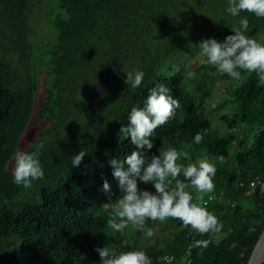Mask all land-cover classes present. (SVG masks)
<instances>
[{
	"label": "trees",
	"instance_id": "trees-1",
	"mask_svg": "<svg viewBox=\"0 0 264 264\" xmlns=\"http://www.w3.org/2000/svg\"><path fill=\"white\" fill-rule=\"evenodd\" d=\"M55 1L65 15L58 11L50 21L45 5L54 0H0V264H99L94 248L103 246L116 254L142 250L152 264H168L161 257L181 258L193 239L211 242L190 250V264H246L264 228V191L250 186L254 178L264 182V87L254 73L242 72L235 82L200 62L190 82L182 74L202 39L223 41L239 26V18L226 12L228 0ZM241 15L250 22L245 34L264 44V19ZM33 19L37 26L45 22V33L34 29ZM136 70L144 80L131 89L125 73ZM216 81L229 88L231 98L219 107L229 105L232 113L217 119L234 130L230 136L212 128L209 117ZM158 83L181 107L153 133L151 154L175 147L189 154L190 160L178 161L182 165L206 159L216 166L215 190L204 200L215 196L206 207L223 224L218 234L190 235L171 218L146 221V228L152 223L159 230L147 241L131 225L133 236L107 227L102 204L120 198L108 161L136 150L120 127ZM197 132L205 134L201 144L193 143ZM41 142L43 179L28 189L17 186L11 174L15 153ZM79 151L87 155L72 168ZM104 180L111 194L102 190Z\"/></svg>",
	"mask_w": 264,
	"mask_h": 264
},
{
	"label": "clouds",
	"instance_id": "clouds-1",
	"mask_svg": "<svg viewBox=\"0 0 264 264\" xmlns=\"http://www.w3.org/2000/svg\"><path fill=\"white\" fill-rule=\"evenodd\" d=\"M226 12L233 18H239V26H232L231 33L223 41L215 38L202 39L198 43L201 50L202 65L213 66L220 73L226 74L235 82H240L242 72L254 73L258 86L264 87V44L250 38L245 33L249 30L248 13L258 19H264V0H228ZM124 83L131 89L141 86L145 73L142 70L127 72ZM189 76L194 73L190 72ZM170 89L164 83H158L149 89L143 107H133L128 115V124L122 125L119 132L129 140L136 150L131 151L124 160L112 158L108 161L112 176L117 182L120 198L115 204H102L109 217L107 227L115 233H123L131 225L148 238L155 235L151 228H146V221L179 220L190 228V235L218 234L223 228L222 222L208 210L204 203L206 194L215 190L214 178L216 166L206 159L186 166L178 163L183 157L190 160L187 152H180L175 147L163 146L158 155L151 154L154 147L153 133L175 117L181 107L178 99L169 94ZM179 135V133H177ZM204 133L197 132L193 143L201 144ZM43 142L32 151H17L12 168L13 182L28 189L34 181L44 177L40 161ZM87 155L79 151L72 155V168H79ZM183 176V180L179 179ZM140 184L151 185L154 191L142 189ZM105 193H112L107 180L102 183ZM191 190V191H190ZM195 193V196L193 195ZM211 241L193 239L192 248L206 249ZM99 264H152L151 258L142 250L124 251L116 254L107 247H96ZM171 264L174 257H165Z\"/></svg>",
	"mask_w": 264,
	"mask_h": 264
},
{
	"label": "rangeland",
	"instance_id": "rangeland-1",
	"mask_svg": "<svg viewBox=\"0 0 264 264\" xmlns=\"http://www.w3.org/2000/svg\"><path fill=\"white\" fill-rule=\"evenodd\" d=\"M35 11H38V8L35 9ZM45 11H46V15H47V20H52L54 19L55 15L58 13V11H60L62 14L65 15V13L63 12V10L59 9L57 6V2L54 0V3L52 5L47 6V4L45 5ZM36 20L33 19V25H34V29L35 28H39V32L41 34L45 33L46 30V26H45V22L42 20L40 22V25L37 26L35 25ZM48 25V29L50 33H55V31L53 30V28L50 29L49 24ZM51 25V23H50ZM202 56H201V50L194 54L191 59L188 60L187 64H186V73L184 74L182 71V74L185 76V80L187 79L188 82H190V77L188 74L194 69V67L201 61ZM165 69H160L157 73H156V77H160L161 74L164 72ZM226 85L228 84V81H223ZM229 88L224 86V84H221L220 82L216 81L214 82V85L212 87V97L211 99H209V101L207 102V106L209 108L210 114L209 117L211 119L212 122V128H215L219 131V134L223 135V136H230L231 134H233L234 130L229 129L226 127V125L221 124L217 117L219 115H223V114H227V115H231L232 113V108L231 106H220L219 105L225 100V99H230L231 96L229 94ZM40 101V92L38 91L36 93V105L39 103ZM216 114V116H214ZM213 116V117H212ZM36 126V124L34 122H32V124L29 127V131L28 133H26L25 138L23 139V143L21 148L23 149L25 147V145L27 144L29 138L31 137V133L34 129V127ZM146 187H148L150 189V185H142V189H145ZM118 195L120 196V192L118 193ZM149 228H151L154 232H159V230L157 229H153L152 226L153 224L150 223ZM133 228V227H132ZM126 232H127V236H133L135 233L132 230H129V227L126 228ZM140 239L143 241H147V237L144 235V233H142L140 235Z\"/></svg>",
	"mask_w": 264,
	"mask_h": 264
},
{
	"label": "built area",
	"instance_id": "built-area-1",
	"mask_svg": "<svg viewBox=\"0 0 264 264\" xmlns=\"http://www.w3.org/2000/svg\"><path fill=\"white\" fill-rule=\"evenodd\" d=\"M250 186L253 188L259 186L261 191H264V182H261L260 180H258V178H254L253 180H251ZM214 197L215 196H212V195L208 196V198L206 200H204L205 205L212 202L214 200ZM165 257H174V259L171 260V264H190V262H191V253L189 250V246L186 248V250H185V252L181 258H177L176 256L171 255V254H164L161 257V260L169 264V262L164 259Z\"/></svg>",
	"mask_w": 264,
	"mask_h": 264
},
{
	"label": "water",
	"instance_id": "water-1",
	"mask_svg": "<svg viewBox=\"0 0 264 264\" xmlns=\"http://www.w3.org/2000/svg\"><path fill=\"white\" fill-rule=\"evenodd\" d=\"M246 264H264V228L253 245Z\"/></svg>",
	"mask_w": 264,
	"mask_h": 264
}]
</instances>
